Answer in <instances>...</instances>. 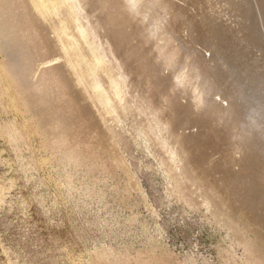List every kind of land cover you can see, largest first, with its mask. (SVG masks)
Here are the masks:
<instances>
[{"label": "rangeland", "instance_id": "1", "mask_svg": "<svg viewBox=\"0 0 264 264\" xmlns=\"http://www.w3.org/2000/svg\"><path fill=\"white\" fill-rule=\"evenodd\" d=\"M0 264H264V0H0Z\"/></svg>", "mask_w": 264, "mask_h": 264}, {"label": "bare ground", "instance_id": "2", "mask_svg": "<svg viewBox=\"0 0 264 264\" xmlns=\"http://www.w3.org/2000/svg\"><path fill=\"white\" fill-rule=\"evenodd\" d=\"M206 32V31H205ZM65 75V74H64ZM65 77V76H64ZM68 77V76H67ZM66 78V77H65ZM67 80H69V78L68 79H66V81ZM216 109V111H218L219 109H217V108H215ZM90 112V111H89ZM88 112V113H89ZM225 112V111H224ZM90 115H91V112H90ZM222 118V117H221ZM196 139V138H195ZM190 140H193V138L191 137L190 138ZM242 158V157H241ZM241 161V160H240ZM210 200H211V202H212V206L214 207V208H216V209H220L221 210V204L220 203H218L215 199H213V198H210ZM227 217H228V215H226ZM233 225H234V227L237 229V224L234 222L233 223ZM238 233L240 234V237H244V236H246L245 235V233L243 234V231H241V230H238Z\"/></svg>", "mask_w": 264, "mask_h": 264}]
</instances>
